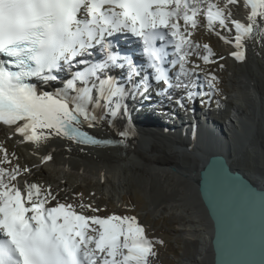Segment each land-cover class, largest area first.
Here are the masks:
<instances>
[{
    "label": "snow or ice",
    "instance_id": "6c2138e0",
    "mask_svg": "<svg viewBox=\"0 0 264 264\" xmlns=\"http://www.w3.org/2000/svg\"><path fill=\"white\" fill-rule=\"evenodd\" d=\"M237 3L226 0L220 7L212 0H0V124L15 126L22 142L39 144L55 135L78 143H111L93 138L83 126L111 123L127 108L126 96L146 93L150 81L167 89L196 87L191 78L197 77L199 65L189 68L188 57L194 51L199 56L201 45L190 38V29L198 26L200 15L209 30L234 43L237 60L245 59L244 41L264 25V0H244L250 9L247 24L232 19L228 5ZM233 28L234 40L221 35ZM117 34L137 38L151 70L148 75H142L143 67L132 56L115 50L111 38ZM202 47L207 54L200 58L214 62L210 46ZM96 52L102 53L97 62L86 59ZM112 69H127L128 87L108 75ZM64 75L70 78L64 80ZM214 80L208 81L210 88ZM56 81L62 86L51 91L39 86ZM197 95L189 90L187 98ZM119 134L126 138L129 130ZM0 152L3 162H10L2 145ZM51 159L43 157L45 162ZM3 162L0 264H149L155 255L136 217L84 215L57 200L50 187L25 181L22 189L15 183L19 165L9 170Z\"/></svg>",
    "mask_w": 264,
    "mask_h": 264
},
{
    "label": "bare ground",
    "instance_id": "6f19581e",
    "mask_svg": "<svg viewBox=\"0 0 264 264\" xmlns=\"http://www.w3.org/2000/svg\"><path fill=\"white\" fill-rule=\"evenodd\" d=\"M212 2L224 7L226 0H212ZM228 8L231 10L232 19L240 20L245 24L248 23L247 16L250 9L245 7L244 0H238L236 5H228ZM203 21L204 26H207L204 16ZM182 23L183 21H181ZM256 29H258L257 33L251 34L244 41L245 59L243 61L251 63L253 72L254 67L260 65L259 78H253L258 81L257 94L261 99L264 97V25H260ZM217 30H219L218 27ZM210 31L215 34L214 31ZM221 35L234 40L235 30L233 28L231 33L221 31ZM218 37L222 42L224 52L228 55V62L232 63L235 69H238V65L242 67L241 60H237L232 55L233 52L238 51L234 43H226L221 39V36ZM190 38L192 39V36ZM111 39L118 53L138 58L133 45V40H137V38L131 36V34H117L116 37ZM210 47L214 55H218L219 51L211 45ZM205 54L203 53L202 56ZM101 56L102 53L96 52L91 57L95 58L97 62ZM207 64L210 65L211 63ZM147 71L145 69L143 73H147ZM176 71H178V67L173 69V73ZM126 72L127 69H112L108 75H111L116 81L117 79H125ZM231 76L229 81L232 82L230 87L233 90L231 91L232 95L227 97L228 102L224 113L216 116L209 110L202 113L204 120L208 118V121L212 124L226 126L228 133L224 132L225 130L221 133L218 129H208L210 131L207 130L204 135L203 131L205 130L198 129L192 132L179 128L180 121L181 124H185L186 119L194 121L200 113L195 114L196 112L184 109L186 112L175 114L176 112L174 113L167 104V100L157 95V88L162 87L163 89V86L155 83L156 96L152 99L148 96L147 98H139L138 102L136 99L139 95L141 97L142 94L137 93L135 98L126 96L127 108H122L120 111L128 112L127 117L131 121L133 119L140 120L141 126L159 127L162 130H141V128H138L139 130L133 131L132 127H128L123 120V114L119 113L112 118L111 123L105 120L99 123L94 130L98 135H109L128 141L131 144L130 149L79 146L55 135L39 144L22 142L24 138L16 133L15 126L2 124H0V145L10 153L12 158L17 157L16 159L22 161H18L17 164L21 170L19 186L22 189L25 181L33 183L30 174L33 175L35 172L36 175L45 174L44 177L49 183L48 187L51 188L54 194H57V200L60 202H63L65 193L71 190L72 186L75 185V181L86 183L90 188L105 192L112 198L120 197L123 201L121 193L127 189L125 177L130 172V168H126L125 165L128 164L136 165L135 171L141 175L143 174L147 179L153 176L158 177L160 186L166 194L170 192V195L165 196L164 199L161 198L162 200L157 207L155 205L156 208L152 212L161 215L170 213L173 219L178 222V226L184 228L186 235L193 238V243L200 246L197 258L188 259V262L206 264L205 260L208 257L210 258V264H214L215 252L212 244L215 235L214 220L202 198L199 186L195 183L196 174L194 172L200 170L208 156L216 152H223L226 153L228 165L232 170L245 173L252 183L264 187V167H261V170L259 169L262 172L258 174L254 172L256 165L253 162L256 156H260L261 152L264 153V142L261 143L262 140L256 139L259 137L257 128L260 127V111H264V106H260L258 103L256 104L257 108L255 107L254 110L249 108L246 100L241 95L236 73L232 72ZM197 77H195L196 82H199L200 78ZM69 78L68 75L63 76L64 80ZM39 86L43 89H49L52 86L61 87L62 85L56 81L50 84H40ZM169 93L174 94L173 89H170ZM249 95L251 97L256 96L252 92ZM153 99L158 102H154V107H151L149 104ZM135 101L136 103L133 105ZM153 112L164 117L163 120H159L160 122H156L159 124H155V122L148 124L147 121L141 118L145 114L149 120L153 121L154 118L151 116ZM137 115L140 118H134ZM168 115L171 116L167 118ZM172 115L176 117L174 118ZM188 115L190 116L186 118ZM189 127H193V125L190 123ZM244 127L250 129L251 135L249 138L253 140L251 144L247 140V144L242 148L244 151L251 152L253 160L249 162H245L243 160L245 159L244 156L241 155L242 151L238 153L235 148L238 133ZM124 130H129V135L126 138L119 134ZM216 136L222 141L216 139ZM48 155H51L52 159L45 162L43 157ZM54 156H56V159ZM69 162L74 164L75 167L72 165L73 168H69ZM22 165H24V168H29L30 174L24 171ZM24 172L27 174H24ZM191 194L196 198L195 202H199V207L203 209L204 214L207 216V218L204 217V220H198L199 216L196 208L188 203ZM204 194L217 220L219 264H259L261 258H264V203L250 198L243 191L241 193L236 191L219 174L211 170L205 176Z\"/></svg>",
    "mask_w": 264,
    "mask_h": 264
},
{
    "label": "rangeland",
    "instance_id": "374dc122",
    "mask_svg": "<svg viewBox=\"0 0 264 264\" xmlns=\"http://www.w3.org/2000/svg\"><path fill=\"white\" fill-rule=\"evenodd\" d=\"M203 16L204 15H200L198 17L199 18L198 26L195 29H190V31L192 32L193 41L201 45L200 49H198L199 56L196 55L194 51L193 54L188 57L189 68H192L194 65H199V68L195 69L197 76L200 78L199 82H196L197 79L195 77L191 78L192 81L195 84H197L196 87H198L197 90L196 87L191 88V91L199 93V95H197L194 99H192V103H191L187 98V93H188L187 91H189L190 89H186V88L173 89V93L179 94L177 95L178 97L180 96L184 97L182 101L183 107H181L180 104L175 106L170 105L169 101H167V104L170 106V108H172L174 113L176 112L175 114L178 113L182 114L184 109L191 108L197 110V112L209 110L215 116L220 115L221 113H224V109L228 102L227 97L232 95L231 91L233 89L232 87H230L232 82L229 80L231 79L232 77L231 74L233 72L236 73L237 75L239 81V87L241 89V95L246 100L248 107L254 110L256 104L258 103L260 106H264V97L261 99L259 98L260 96L259 94H257L258 91L256 87L258 86L257 79L260 76L259 73L260 65L257 66L255 65L256 67H254L255 69L253 72L252 71L253 67L251 63L249 61L244 62L242 60L241 61V63L243 64L242 67L238 65V69H235L234 65L228 62L229 60L228 55L227 53L224 52L225 50L219 37L213 34L208 28H206L207 26H204L205 22L203 21ZM202 21L204 22V24ZM205 44L209 46L211 45L212 47H214L219 51L218 55H213L210 58L212 61H214L211 62L210 65H208L205 62H202L203 60L200 58L203 53H206V51L202 47ZM213 76H215V80L213 81L215 87L210 88L208 86V81L211 80ZM253 77H256L257 79ZM57 82L58 84L62 85L60 81ZM54 88L57 87L52 86L49 88V90H53ZM250 92L255 93L256 96L251 97V95H249ZM204 93H207V95H204ZM175 97L176 96L168 97V99L172 101L174 100ZM143 116L144 117L141 118L147 121L148 124L152 122H155V124H159L156 122H158L159 120H163L164 118L163 116L156 114L155 112L151 114V116H153L154 118L153 121L149 120L145 114ZM168 116L166 117L168 118ZM172 116H174V118L176 117L175 115ZM136 117L140 118V116L138 115L134 116V118ZM260 118H261L259 121L260 127L257 128V135L259 137H257L256 139L257 140L259 139V141L262 140L261 143H263L264 142V120H263L264 111H260ZM231 119H233V117H231ZM140 122H141L140 120L136 121V119H133L131 121L132 128H134L135 130H139L138 128H141V130H155V131L162 130L159 127L141 126ZM179 126L180 125H178V127ZM184 129L192 132L198 130L197 128H193V127H187ZM238 134L239 135L237 136L236 139L237 144L235 147L236 151L238 153L242 151L241 155L244 156V158L247 160L243 158L242 159L245 162L246 161L249 162L253 160L252 154L248 150L244 151V149L242 148L245 144H247L246 143L247 140H249L250 144L253 143V140L249 138V136L251 135L250 129L244 127L241 129V131H239ZM7 154L10 162H3L4 153L0 152V162H3L2 166L4 168L11 170L17 166V164L19 163L18 161L22 162L21 160L16 159L17 157L12 158L8 151ZM54 157L56 159V156ZM253 162H255L256 165L254 172H257L258 174L262 172L260 170L261 167H264V153L261 152L260 156H256ZM72 165L75 167L74 164H71V162H69L68 167L73 168ZM125 166L126 168L127 167L130 168V172H128L125 177L126 179L125 183L127 184V189H125L121 193V197H123V201H121L120 197L112 198L110 195H107L105 192L96 191L92 187L90 188V186L87 185L86 183L75 181V185L72 186L71 190L65 193L66 196L64 195L63 197L64 198L63 203L72 204L78 212H83L84 215H88V216L97 215L101 217H107L115 214L118 216L136 217L138 222L144 227L145 235L147 236V238L153 242V250L155 255L149 257V264H192L187 260L192 258H197L198 256L197 253L199 252L200 246L198 244L193 243L194 242L193 238L186 235L184 228L178 226V222L173 219L170 213L161 215L152 212L154 211V208L158 206L159 202L165 198V196L170 195V192H167L166 194L165 190H163L162 187L160 186L159 183L160 181L158 177L153 176L147 179L146 177L143 176V174L141 175L140 173L135 171L137 168L136 165L128 164ZM22 168H24V165H22ZM25 169L27 168H24V170ZM26 172L30 174V171H26ZM27 173L24 172V174ZM44 175L45 174L36 175L35 172L33 175L30 174V178L32 179L33 183L38 184L43 188L47 189L49 188L48 187L49 183L46 181ZM19 178L20 176L15 182L18 183V185H20ZM193 198L194 196L191 194L188 203L194 206V208H196L197 215L199 216L198 220L201 219L204 220L205 218H207V216L204 214L203 209L199 207V202L198 201L195 202L196 198L194 199ZM55 203L56 202H54L52 206H54ZM80 205H91L92 208H98L100 209V211L92 212L87 208L82 209ZM160 241H162V243H160ZM206 258L207 259L205 260V263L210 264V258L208 257Z\"/></svg>",
    "mask_w": 264,
    "mask_h": 264
},
{
    "label": "water",
    "instance_id": "95a60500",
    "mask_svg": "<svg viewBox=\"0 0 264 264\" xmlns=\"http://www.w3.org/2000/svg\"><path fill=\"white\" fill-rule=\"evenodd\" d=\"M136 96V95H135ZM140 95L138 96V98ZM135 105V104H133ZM119 114H123V120L125 123H127L128 127L131 126V121L130 118L127 117L128 112H119ZM208 119V118H207ZM96 127H87V125H84L82 130L87 132L90 136L97 137V140L101 141H111V143H101V144H92L95 145L94 147H99V148H117V149H130L131 144L121 138L117 137H112V136H104V135H98L94 131ZM133 131L135 130L132 128ZM64 138V137H62ZM66 140H69L73 142V140L64 138ZM122 141V142H121ZM226 153L219 152V153H213L212 155L208 156L204 164L201 166L200 170L198 172H194L196 174L195 177V183L199 186V191L202 195V198L209 210L210 216L214 220V226H215V235L213 237L212 244L214 246V252H215V259H214V264H219V251H218V245H217V233H218V225H217V220L216 217L211 210V207L205 197L204 194V181H205V176L206 173L211 170L214 173H217L220 175V177L229 183L232 187L236 189V191L240 192L243 191L247 196H249L252 199L258 200L261 203H264V187L258 186L255 183H252L249 177L237 170H232L230 166L228 165V159L227 156L225 155ZM259 264H264V258H261Z\"/></svg>",
    "mask_w": 264,
    "mask_h": 264
}]
</instances>
